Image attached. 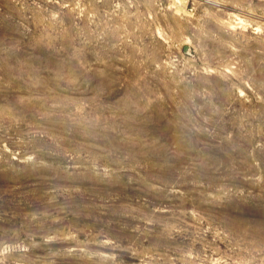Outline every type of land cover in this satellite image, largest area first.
<instances>
[{"label":"rangeland","instance_id":"1","mask_svg":"<svg viewBox=\"0 0 264 264\" xmlns=\"http://www.w3.org/2000/svg\"><path fill=\"white\" fill-rule=\"evenodd\" d=\"M0 264H264V0H0Z\"/></svg>","mask_w":264,"mask_h":264},{"label":"trees","instance_id":"2","mask_svg":"<svg viewBox=\"0 0 264 264\" xmlns=\"http://www.w3.org/2000/svg\"><path fill=\"white\" fill-rule=\"evenodd\" d=\"M131 260L130 259H126V262H130Z\"/></svg>","mask_w":264,"mask_h":264}]
</instances>
